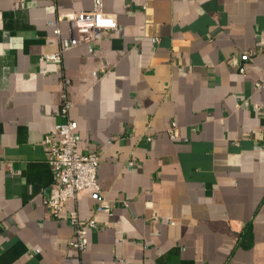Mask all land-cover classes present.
I'll return each instance as SVG.
<instances>
[{
	"label": "crops",
	"instance_id": "0c3cea01",
	"mask_svg": "<svg viewBox=\"0 0 264 264\" xmlns=\"http://www.w3.org/2000/svg\"><path fill=\"white\" fill-rule=\"evenodd\" d=\"M101 1L117 29L53 63L95 0H0V264H264V0ZM64 93L100 191L55 218Z\"/></svg>",
	"mask_w": 264,
	"mask_h": 264
},
{
	"label": "built area",
	"instance_id": "2783aa9c",
	"mask_svg": "<svg viewBox=\"0 0 264 264\" xmlns=\"http://www.w3.org/2000/svg\"><path fill=\"white\" fill-rule=\"evenodd\" d=\"M149 1V0H144ZM66 21L69 25L67 37L62 35L59 22ZM117 18L114 14L102 10V1L95 0L91 11L69 15H60L58 25L54 31L60 43L57 53L47 54L45 59L49 62L59 63L64 52L82 44L99 40L106 31L116 30ZM244 72V69H241ZM64 85H69L65 79ZM73 103L67 93L63 94V104L60 115L63 121L55 125V133L45 137V144L49 149V163L52 167L55 183L58 185V194L55 198L47 200L51 214L59 218L65 204L75 199L79 192L92 188L100 191L97 180L100 155L97 152L83 153L80 151V136L77 133L78 124L70 117ZM264 108L263 104L256 105V110ZM170 136H178L176 123H173ZM133 165V161L129 162ZM97 212H112V206L105 202L97 207ZM70 224L74 228V239L71 245L79 251L86 250L89 244L90 231L98 227L95 219L82 220L76 211L70 213Z\"/></svg>",
	"mask_w": 264,
	"mask_h": 264
}]
</instances>
